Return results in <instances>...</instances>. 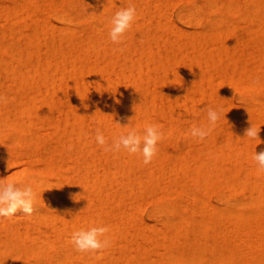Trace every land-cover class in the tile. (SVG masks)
I'll list each match as a JSON object with an SVG mask.
<instances>
[{
  "label": "bare ground",
  "instance_id": "bare-ground-1",
  "mask_svg": "<svg viewBox=\"0 0 264 264\" xmlns=\"http://www.w3.org/2000/svg\"><path fill=\"white\" fill-rule=\"evenodd\" d=\"M171 1L0 0V165L25 158L13 175L37 193L33 214L0 217V264H264V0H185L181 24ZM150 124L163 137L147 165L95 140ZM93 226L110 247L76 251Z\"/></svg>",
  "mask_w": 264,
  "mask_h": 264
},
{
  "label": "clouds",
  "instance_id": "clouds-1",
  "mask_svg": "<svg viewBox=\"0 0 264 264\" xmlns=\"http://www.w3.org/2000/svg\"><path fill=\"white\" fill-rule=\"evenodd\" d=\"M136 16L134 5L121 7L111 18V29L109 32L113 43H121L124 33L131 27ZM235 90V89H234ZM79 95V93H78ZM80 96V95H79ZM82 99V98H81ZM5 97L0 95V102ZM83 100V99H82ZM119 103V100H116ZM87 107V105H85ZM135 111V105H134ZM222 109L207 106V116L209 122L214 126L220 118ZM132 119V118H131ZM260 127L253 123L245 130L248 138H259ZM211 132V128L193 127L191 129L192 137L204 140ZM163 137V133L157 125H146L143 135L138 134L136 129L129 130L126 134L114 137L111 145H107L105 136L99 128L96 129L95 140L100 146H105L104 151L118 152L123 148L130 154L141 153L145 165L152 162L157 154V143ZM107 145V146H106ZM253 159L261 169H264V151L255 152ZM37 193L31 181L25 183L12 179L10 175L6 178H0V217H13L17 210H22L25 214H33ZM109 232L108 227L93 226L88 229L76 230L71 235V243L78 252H98L111 245V240L106 236Z\"/></svg>",
  "mask_w": 264,
  "mask_h": 264
},
{
  "label": "rangeland",
  "instance_id": "rangeland-1",
  "mask_svg": "<svg viewBox=\"0 0 264 264\" xmlns=\"http://www.w3.org/2000/svg\"><path fill=\"white\" fill-rule=\"evenodd\" d=\"M199 2H204L205 0H198ZM174 5H173V4ZM187 2L185 0H174V1H171L170 2V5H169V9L170 7H173L171 8V10H169L171 13H172V16L175 20L176 23L178 24H181V22L177 19L176 15L178 14V12H180L183 8H185ZM184 6V7H183ZM234 90V89H233ZM231 90V97L232 99L240 104L241 101L239 100L240 97H241V94L242 93H245L247 90L246 89H243V88H239V89H236V90ZM145 128V127H144ZM129 130H122L120 131V135L121 134H126ZM25 158H20V161H17V162H14V163H10V164H1L0 167L2 166V168H0V178H6L8 175H10V177L12 179H15L17 180L16 178V175L14 176V172L15 171H20L22 170L25 165H26V162L25 160H23ZM25 164V165H24ZM4 165V166H3ZM210 199L211 201L214 203V204H219L220 202L218 201L217 197L215 194H211L210 196ZM146 201H147V204H145V199L142 200V213H141V216H143V220L145 221H148V222H152V220L150 219L149 215H148V208L149 210L152 208L153 204H154V200H150V198H146ZM151 201V202H149ZM146 205V206H145ZM151 206V207H150ZM144 207V208H143Z\"/></svg>",
  "mask_w": 264,
  "mask_h": 264
}]
</instances>
